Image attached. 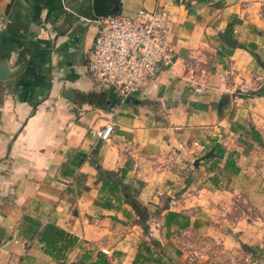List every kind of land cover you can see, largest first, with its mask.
Segmentation results:
<instances>
[{"label":"crops","instance_id":"1","mask_svg":"<svg viewBox=\"0 0 264 264\" xmlns=\"http://www.w3.org/2000/svg\"><path fill=\"white\" fill-rule=\"evenodd\" d=\"M158 1L172 14L175 62L111 108L85 66L92 0H0V64L25 61L0 80V264H133L143 245L163 257L158 242L189 246L188 264L216 262L214 249L264 258V95L251 94L264 90V0ZM119 2L131 14L157 0ZM234 20L243 47L221 38ZM109 118L111 138L98 141L90 132ZM102 172L120 183L115 195ZM170 211L189 226L167 228ZM26 218L76 245L52 258Z\"/></svg>","mask_w":264,"mask_h":264},{"label":"built area","instance_id":"2","mask_svg":"<svg viewBox=\"0 0 264 264\" xmlns=\"http://www.w3.org/2000/svg\"><path fill=\"white\" fill-rule=\"evenodd\" d=\"M172 21V14L158 0L151 9L99 17L85 61L91 79L107 92L113 88L120 104L128 100L151 80L157 69L174 64L169 37ZM112 132L113 122L109 118L102 128L90 133L98 141H109Z\"/></svg>","mask_w":264,"mask_h":264},{"label":"trees","instance_id":"3","mask_svg":"<svg viewBox=\"0 0 264 264\" xmlns=\"http://www.w3.org/2000/svg\"><path fill=\"white\" fill-rule=\"evenodd\" d=\"M234 22H236V20L229 22L226 25L224 31L221 33L222 40L229 44L231 42V39H233L232 30ZM232 45H241L242 47L244 46L243 44L236 42L235 39H233ZM249 46V51H254V46L252 44H250ZM251 53H253L255 59L259 61L258 55L255 52ZM255 93H257L258 95H264V90L260 89L256 92H252L251 94ZM214 148H216L219 152H222L218 144H215ZM102 173L107 175V177L102 181L103 189H107L112 195L118 193L120 190V183L118 181H114L111 178L109 172ZM121 186L122 190L125 191L127 189V187L123 184ZM125 199L135 209L137 214L143 215L145 209L141 207V205L135 200L133 196L127 193L125 194ZM26 220L35 226L34 236L36 237L38 242L43 245V251L56 260L63 259L65 252L74 247L77 243L78 239L76 236L70 234L69 232L65 231L59 226H56L53 223H46L41 226L28 218H26ZM164 224L167 228H169L171 225H177L179 228H186L189 226V218L178 212L170 211L165 215ZM143 250L145 251V254H142V249H139V252H137L133 264H136V262H154L155 264H168L167 262H164L162 260L161 256H153V253L148 246L143 245ZM101 261L105 262L104 259ZM91 264H98V262H91Z\"/></svg>","mask_w":264,"mask_h":264},{"label":"rangeland","instance_id":"4","mask_svg":"<svg viewBox=\"0 0 264 264\" xmlns=\"http://www.w3.org/2000/svg\"><path fill=\"white\" fill-rule=\"evenodd\" d=\"M100 86V85H99ZM186 237V236H185ZM188 238V237H187ZM156 249L163 252V257L161 256L162 260L164 262H180V263H185L188 264L190 262H195L194 260H191V258L193 256H195L194 252H189L190 251V247L189 246H183L184 249H176L174 247L173 243L170 242H164L163 245H161L158 242V246H155ZM211 253L210 254H217L220 255V259L221 261H216V262H212V264H264V258L262 255L258 254L257 256H255L256 258H258L257 262H251V257L249 256V258L246 259V257H244L241 253L238 254L236 252L232 253L233 256H229L226 254L219 253V251H217L216 249H214L213 251L210 250ZM73 264H86V262L88 261V258L86 255H83L82 258H80V255H77L75 261H72ZM65 263V262H64ZM101 264H105L103 262H101Z\"/></svg>","mask_w":264,"mask_h":264},{"label":"water","instance_id":"5","mask_svg":"<svg viewBox=\"0 0 264 264\" xmlns=\"http://www.w3.org/2000/svg\"><path fill=\"white\" fill-rule=\"evenodd\" d=\"M92 10L96 17L106 18L120 11L119 0H92ZM25 61L19 67L11 72L7 70L5 62L0 64V80H6L18 75L24 68ZM108 103L112 108L119 105V96L117 92L111 88L108 92Z\"/></svg>","mask_w":264,"mask_h":264}]
</instances>
